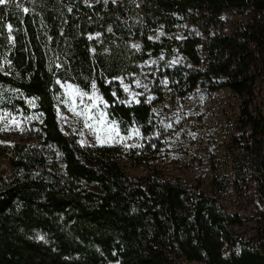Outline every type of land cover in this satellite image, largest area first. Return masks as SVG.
<instances>
[{
    "label": "trees",
    "instance_id": "trees-1",
    "mask_svg": "<svg viewBox=\"0 0 264 264\" xmlns=\"http://www.w3.org/2000/svg\"><path fill=\"white\" fill-rule=\"evenodd\" d=\"M228 12L239 17L231 32ZM147 65L157 98L124 103L119 79ZM263 75L264 0L0 5V122L19 120L35 134L26 143L0 139L12 169L0 178V264H264V228L259 247L238 239L230 227L241 216L215 194L155 171L128 174L118 145L81 143L58 112L64 83L96 90L109 120L122 131L137 127L148 146L157 139V81L189 94L214 80L212 89L239 99L232 171L240 187L254 189L264 225V113L255 104ZM137 154L126 152L133 164L148 163Z\"/></svg>",
    "mask_w": 264,
    "mask_h": 264
},
{
    "label": "rangeland",
    "instance_id": "rangeland-1",
    "mask_svg": "<svg viewBox=\"0 0 264 264\" xmlns=\"http://www.w3.org/2000/svg\"><path fill=\"white\" fill-rule=\"evenodd\" d=\"M238 19L233 13L226 14V32L233 31ZM150 70L147 65L142 75L130 81L119 79L125 93L124 103H136L141 97L147 101L157 98L155 82L147 78ZM212 81H199L196 89L189 94L180 93L177 89L179 84L172 85L164 79L157 81L161 91L160 100L153 105L157 139L148 146L137 127L122 131L109 120L107 103L98 91L83 92L70 83L62 85L63 95L58 100L61 127L66 132L77 133L81 143L118 145L121 151L119 163L128 174L146 175L155 171L182 184L198 185L205 192L215 194L228 212L241 216L242 223L230 227L233 234L259 247L263 245L259 243V233L264 225L254 204V189L240 187L232 171L231 148L239 99L226 87L212 89ZM255 86V104L264 113V75L257 79ZM0 139L26 143L35 141V134L23 122L10 120L0 122ZM129 150L137 151V155L147 159L148 163L133 164L126 156ZM11 174L8 160L0 157V178H9Z\"/></svg>",
    "mask_w": 264,
    "mask_h": 264
},
{
    "label": "snow or ice",
    "instance_id": "snow-or-ice-1",
    "mask_svg": "<svg viewBox=\"0 0 264 264\" xmlns=\"http://www.w3.org/2000/svg\"><path fill=\"white\" fill-rule=\"evenodd\" d=\"M7 2H8V0H0V5L6 4ZM24 11L27 12L28 10L27 9H24ZM9 29H11V26H9ZM0 119H7V114H5L3 117H0ZM88 119H92V117L91 116H88ZM102 121H103V117H101V122ZM13 123H15V121H13ZM88 126L91 127V125H88ZM137 135H139V133H137ZM98 139H99V137H98ZM103 142L104 141H101V143H103Z\"/></svg>",
    "mask_w": 264,
    "mask_h": 264
}]
</instances>
